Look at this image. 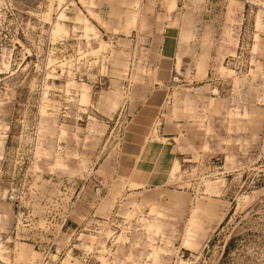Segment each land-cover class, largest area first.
<instances>
[{
	"label": "rangeland",
	"instance_id": "1",
	"mask_svg": "<svg viewBox=\"0 0 264 264\" xmlns=\"http://www.w3.org/2000/svg\"><path fill=\"white\" fill-rule=\"evenodd\" d=\"M166 26L183 131L114 177ZM263 132L264 0H0V264H264Z\"/></svg>",
	"mask_w": 264,
	"mask_h": 264
},
{
	"label": "crops",
	"instance_id": "2",
	"mask_svg": "<svg viewBox=\"0 0 264 264\" xmlns=\"http://www.w3.org/2000/svg\"><path fill=\"white\" fill-rule=\"evenodd\" d=\"M182 29L178 26H166L158 37V58L153 62L154 75L152 79L145 77L139 84H153L148 90L143 88L141 105L132 113L130 131L126 135L124 155L115 160L112 174L125 180L140 181L153 179L152 149L154 144L159 147L175 148L176 139L180 138L183 125L180 122H166L161 119V109L168 97L165 86L171 82L176 68L177 54L180 48ZM158 86V87H157ZM156 133V139H150ZM154 141V143H152ZM261 152L264 155V132L261 141ZM153 164V163H152ZM139 179V180H138Z\"/></svg>",
	"mask_w": 264,
	"mask_h": 264
}]
</instances>
